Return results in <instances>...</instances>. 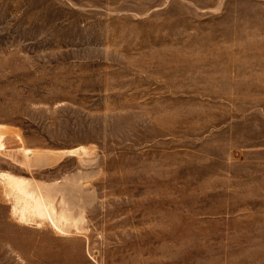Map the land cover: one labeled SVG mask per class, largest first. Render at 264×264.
<instances>
[{"label": "rangeland", "instance_id": "374dc122", "mask_svg": "<svg viewBox=\"0 0 264 264\" xmlns=\"http://www.w3.org/2000/svg\"><path fill=\"white\" fill-rule=\"evenodd\" d=\"M1 173L0 264H264V0H0Z\"/></svg>", "mask_w": 264, "mask_h": 264}, {"label": "bare ground", "instance_id": "6f19581e", "mask_svg": "<svg viewBox=\"0 0 264 264\" xmlns=\"http://www.w3.org/2000/svg\"><path fill=\"white\" fill-rule=\"evenodd\" d=\"M0 181L6 186L8 196L14 198L12 212L22 223L40 224L45 221L60 231H65L68 227H79L77 217H74L70 207H67L63 192H60L62 207L58 210L55 205V188L41 186L38 181L35 183L34 180L33 182L10 173H1Z\"/></svg>", "mask_w": 264, "mask_h": 264}]
</instances>
